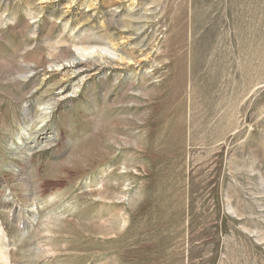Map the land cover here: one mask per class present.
<instances>
[{"label": "rangeland", "instance_id": "rangeland-1", "mask_svg": "<svg viewBox=\"0 0 264 264\" xmlns=\"http://www.w3.org/2000/svg\"><path fill=\"white\" fill-rule=\"evenodd\" d=\"M0 264H264V0H0Z\"/></svg>", "mask_w": 264, "mask_h": 264}]
</instances>
